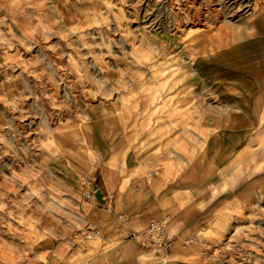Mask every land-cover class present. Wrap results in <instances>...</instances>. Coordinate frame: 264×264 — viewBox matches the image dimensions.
<instances>
[{"label":"rangeland","instance_id":"1","mask_svg":"<svg viewBox=\"0 0 264 264\" xmlns=\"http://www.w3.org/2000/svg\"><path fill=\"white\" fill-rule=\"evenodd\" d=\"M86 1L0 0V264H264V13L258 33L241 25L264 0ZM247 51L251 96L216 78ZM141 114L168 158L141 172L176 177L185 198L158 217L168 254L128 236L145 221L83 195L85 177L103 184L96 120Z\"/></svg>","mask_w":264,"mask_h":264},{"label":"crops","instance_id":"2","mask_svg":"<svg viewBox=\"0 0 264 264\" xmlns=\"http://www.w3.org/2000/svg\"><path fill=\"white\" fill-rule=\"evenodd\" d=\"M263 13L264 5L259 7L253 16H250L249 21H242L241 25L247 29H254L253 34L258 33ZM241 39L245 38L238 32L226 41L231 40L234 48L233 43L237 41L239 43ZM220 40L225 39L222 36ZM250 46L252 47V45ZM224 50L235 52L229 48ZM250 51H247L242 59L240 55H235L236 61L234 59L232 61L234 65H226L223 71L218 69L216 75L219 82L221 77H231L233 87L247 88L246 93L249 96L252 95L250 90L256 86L258 81L257 62ZM260 64L264 65V59L260 61ZM219 84L217 83L218 86ZM234 92L236 96L241 95L237 89H234ZM139 116L143 118L144 122L135 126L123 124V121L127 119L125 116L115 115L108 116L104 120H96L97 134L94 145L101 152L104 160L103 184H98L106 199V203L97 202V208L104 209L108 214L117 215L121 221H125L123 225L145 221L146 228L151 219L161 220L158 217H170L173 212L179 211L185 198L184 194L177 193L176 177L174 179L167 178L165 173L162 174V170L153 169L151 171L155 170L158 173L154 176L149 175V178H158L150 182L141 172V169L153 162L167 161L168 158L166 155H159L162 138L155 134L157 127L145 123L149 117L147 114ZM136 120L139 121L138 118ZM217 130L212 140L213 144L222 143L223 129L218 128ZM237 145H240V140ZM172 159H170V164L165 167L170 172L173 168H177V162ZM94 182L96 183L95 180ZM120 215L123 217L120 218ZM133 229L135 228H131L130 231ZM117 233L121 234V231Z\"/></svg>","mask_w":264,"mask_h":264},{"label":"built area","instance_id":"3","mask_svg":"<svg viewBox=\"0 0 264 264\" xmlns=\"http://www.w3.org/2000/svg\"><path fill=\"white\" fill-rule=\"evenodd\" d=\"M157 173L158 171L154 170L150 171L149 175L154 176ZM83 184L85 186L83 195L87 200H90L94 196L92 188L95 182L90 177H85L83 179ZM119 217L122 218L123 216L120 215ZM128 236L139 240L145 246L157 247L164 254H168L172 250L177 239L176 234L171 232L163 221L156 218L151 219L147 227L143 230H131L128 233ZM195 240L196 238L192 237L188 240V242L193 243Z\"/></svg>","mask_w":264,"mask_h":264},{"label":"bare ground","instance_id":"4","mask_svg":"<svg viewBox=\"0 0 264 264\" xmlns=\"http://www.w3.org/2000/svg\"><path fill=\"white\" fill-rule=\"evenodd\" d=\"M84 1H86V0H84ZM87 1H89V2H87ZM86 2L87 3H84V6H85V8L83 9V13H85L86 11L87 12H91V13H97V11L98 10H100V6H99V4H98V0H87ZM140 1V0H139ZM188 1V0H187ZM142 3V2H141ZM148 20V19H147ZM139 22V21H138ZM138 24H140V23H138ZM199 24V23H198ZM136 28V27H135ZM219 29H221V28H219ZM199 30H203V25H201V27H200V29ZM129 32V31H128ZM221 32V31H220ZM127 33V32H126ZM84 35V34H83ZM82 35V36H83ZM126 35V34H125ZM141 37H143V36H141ZM138 38V37H137ZM222 38V37H221ZM35 39V38H34ZM136 39V38H135ZM130 40H131V38H130ZM129 41V40H128ZM134 41V40H133ZM148 41V40H147ZM221 41V40H220ZM83 42V41H82ZM141 42V41H140ZM144 42V41H143ZM150 42V41H149ZM36 43H38V42H36ZM96 43V42H95ZM134 43H135V41H134ZM84 44V43H83ZM98 45V44H97ZM138 45V44H137ZM146 46H148V44L146 45ZM157 46V45H156ZM133 47H135V46H133ZM151 47V46H150ZM92 48V47H91ZM136 48V47H135ZM160 48V47H159ZM153 50V49H152ZM159 50V49H158ZM160 51V50H159ZM102 54V53H101ZM137 54V53H136ZM9 55V54H8ZM7 55V56H8ZM140 55V54H139ZM141 56V55H140ZM157 56V55H156ZM12 57V56H11ZM143 57V56H142ZM142 59V58H141ZM144 59V58H143ZM142 59V60H143ZM7 60V59H6ZM29 61V60H28ZM27 61V62H28ZM137 61V60H136ZM139 62L141 61V60H138ZM137 61V62H138ZM103 62V61H102ZM12 63V62H11ZM101 63V62H100ZM104 63H107V62H104ZM145 63V62H144ZM10 64V63H9ZM13 64V63H12ZM143 64V63H142ZM146 65V64H145ZM158 65V64H157ZM13 66V65H12ZM144 66V65H143ZM22 67V66H21ZM140 67V66H139ZM107 68V67H106ZM147 68V67H146ZM22 69V68H21ZM101 69V68H100ZM103 69H105V68H103ZM23 71V70H22ZM17 72V71H16ZM18 73V72H17ZM14 75H16V74H14ZM13 75V76H14ZM169 177V176H168ZM130 184V183H129ZM133 190V189H132ZM131 191V190H130ZM182 238V237H181ZM180 242V241H179Z\"/></svg>","mask_w":264,"mask_h":264},{"label":"water","instance_id":"5","mask_svg":"<svg viewBox=\"0 0 264 264\" xmlns=\"http://www.w3.org/2000/svg\"><path fill=\"white\" fill-rule=\"evenodd\" d=\"M92 192L94 193V195L96 196L97 200L100 203H106V199L105 196L101 190V188L95 183L93 188H92Z\"/></svg>","mask_w":264,"mask_h":264}]
</instances>
